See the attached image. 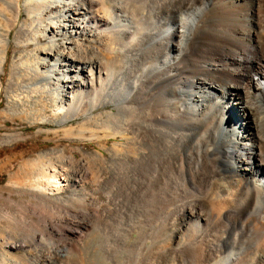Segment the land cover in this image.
<instances>
[{
    "label": "bare ground",
    "instance_id": "bare-ground-1",
    "mask_svg": "<svg viewBox=\"0 0 264 264\" xmlns=\"http://www.w3.org/2000/svg\"><path fill=\"white\" fill-rule=\"evenodd\" d=\"M210 1L194 22L209 59L194 64L187 79L178 70L186 54L181 44L192 39L182 35L191 17H180L178 25L158 18L159 11L181 7V0H0V19L7 31L15 30L14 43L32 46L10 65L8 95L21 91L43 107L47 101L61 114L60 122L112 106L98 133L123 141L109 151L114 172L148 169L154 186L161 177L154 159L164 150L182 177L179 183L192 185L194 193H179L174 217L155 230L161 246L154 238L144 246L147 260L157 259L154 264H179L186 251L193 252L195 264H264V0ZM128 2L136 10L147 2L149 15L128 12L122 5ZM20 12L25 19L17 26ZM7 41V34H0V74ZM170 49L175 55H167ZM128 65L135 70L123 78ZM97 156L103 158L100 151ZM112 180L100 184L113 186ZM251 206L247 223L253 240L238 253L220 256V236L213 237L209 225ZM82 215L78 229L90 224L87 213Z\"/></svg>",
    "mask_w": 264,
    "mask_h": 264
},
{
    "label": "rangeland",
    "instance_id": "rangeland-1",
    "mask_svg": "<svg viewBox=\"0 0 264 264\" xmlns=\"http://www.w3.org/2000/svg\"><path fill=\"white\" fill-rule=\"evenodd\" d=\"M147 2L141 9H144L143 12L138 8L137 12L136 5L132 3L122 5L133 15L141 11L147 16ZM181 3V7L169 13L159 11L158 18L161 17L162 22L167 19L178 25L180 17H191L190 21L187 19L182 35L183 40L192 37V42H195L186 40L181 44V50L184 49L182 52L185 51L186 54L180 59L181 69L178 70L179 77L188 79L191 75L190 68H193L194 64L206 63L209 59L207 47L199 46L197 39H201L203 33L198 34L194 30V22L207 10L211 1L181 0ZM4 10L3 13L8 14L6 9ZM24 19L25 14L20 12L17 26ZM3 33L7 34L8 41L5 45L3 73L0 74V264H154L157 259L147 260L144 246L149 244L151 238L157 239L156 244L160 245L161 233L155 237V230L160 232L161 230H157L158 226L165 218L170 215L174 217L179 193L180 196L194 193L192 185H185L183 181L179 183L182 177L171 168V160L165 156L164 150H161L159 159L157 156L154 159L157 170L155 174L161 176L154 186L153 182L149 181L152 173L148 169L140 172L130 168L114 172L115 166L112 165L116 163L111 162L109 151L118 144L117 148H121L123 141L117 138H101L98 133L105 113L112 106L100 107L90 116H78L60 122L61 114L58 112L55 117L57 114L52 112L47 101L43 100V107L33 99H25L26 94L21 91L13 92L15 97L12 93L8 95L5 85L10 77V65L32 46L28 45L26 49L17 46L14 43L15 30L7 31L1 20L0 34ZM181 42L183 43L182 40ZM47 43L40 40L42 45ZM167 55H175L174 50L167 51ZM126 69L123 78L132 76L131 72L135 67L128 65ZM202 130L199 129L195 133ZM262 133L264 130H261ZM262 136L264 137V134ZM99 144H102L103 148H99ZM98 151L103 154V158H98ZM61 170L66 175L62 174ZM54 172L57 177L50 178ZM111 177L114 179L113 186L107 184L103 187L100 184ZM56 179L60 183L59 189L56 187ZM164 190L167 193L163 194ZM83 211L87 213L86 218L90 224L86 228L78 229L76 222L85 219ZM252 212L251 206L236 215L226 217L218 222L219 224H212L213 227L209 225L210 233H214H211L213 237L220 236V256L229 251L238 253L251 242L250 239L253 240L254 230L247 223ZM127 233L129 236L125 238ZM148 234H152V237ZM155 251L159 252L158 249ZM186 253L180 255L179 262L176 261L179 264H195L193 252ZM178 256L175 255V258Z\"/></svg>",
    "mask_w": 264,
    "mask_h": 264
}]
</instances>
